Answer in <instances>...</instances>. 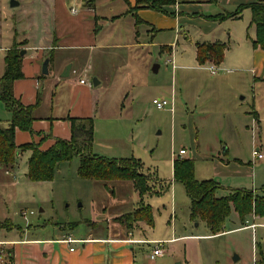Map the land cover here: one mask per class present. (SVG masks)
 <instances>
[{
    "label": "rangeland",
    "instance_id": "1",
    "mask_svg": "<svg viewBox=\"0 0 264 264\" xmlns=\"http://www.w3.org/2000/svg\"><path fill=\"white\" fill-rule=\"evenodd\" d=\"M11 1L0 0V47L12 43L13 28H16V23L19 28L20 16L27 19L38 10L34 0H21V5L15 7L11 6ZM118 9L119 6L115 8L116 11ZM190 15L194 20L195 17H203L201 13ZM206 19L208 23L197 20L180 23L179 18H175L176 26L165 27L167 29L158 32L143 25V55L131 54L129 49H118L117 54L113 55L114 50H107L109 61L105 57L106 74L102 75V83L94 86L95 75L91 72L85 75L86 86H90L94 93L96 91L99 100L91 115L95 124L92 152L107 158H140L143 172L151 176L155 188L160 189L157 179L166 182L161 196H143V203L154 207L156 228L148 229L152 235L168 236L170 222L173 223L170 184L173 178V151L178 154L182 148L187 150L182 158L195 160L198 179L214 178L219 181V196L228 195L234 188L241 187L262 193L264 186V158L253 155L256 149L264 155V119L257 125L253 124V115L250 113L253 111V93L257 91L260 95V92H264V84H255V78L246 73L241 80L243 92L236 97V108L241 106L238 110L242 111L237 112V115H226L221 109L225 91H218L215 98L205 96L211 91L209 83L213 75L209 70L210 64L207 65L209 68H198L193 49L187 47L185 61L180 57L175 58L178 69L174 72L173 64L167 62L171 56L160 53L162 43H176L180 38V44H183L186 35H190L193 40L201 39L199 27L216 25L218 27L214 33L221 35L225 41L230 39V21ZM152 22L154 26L161 27L158 18H153ZM211 35L210 39L213 38ZM35 55L36 51L31 50L27 57ZM3 57L4 51L0 50V75L4 73L6 65ZM31 61L35 62V58ZM53 62L49 74L41 73L37 77L43 94L42 105L34 111V115L53 116L62 120L78 117L77 113L82 115L84 110L78 109L77 104L85 88L78 82L80 71L77 74L72 72L70 76H61L63 72L53 71ZM155 64L160 65L157 72L153 71ZM79 67L80 64L75 62L74 68L78 70ZM173 89L178 99L174 115L168 108L158 109L153 103L155 98H170ZM10 117L11 112L0 99V127H7ZM228 146L229 149H226ZM18 152L20 154L17 155L14 168L5 169L0 166V224L14 226L13 231L1 227L0 238L6 235L17 237L20 229L40 237L53 236L54 233L62 235L60 231L85 235L88 228H91V221L99 222L105 231L108 226L113 228L116 224L113 215L129 213L142 205L131 181H102L81 177L78 171L79 155L61 162L54 179L31 181L27 177L31 154L29 151ZM7 170L10 172L7 173ZM177 184L180 188L176 197L177 220L179 225L181 223L180 231H183V222L189 219L191 201L184 184ZM24 212H27L26 216ZM175 218L174 212V222ZM256 222L264 223V219ZM122 226L127 228L126 224ZM241 226L240 219L233 213L227 218L224 230ZM188 231L211 233L202 220L191 222ZM189 245L193 264H197L193 253L196 249L201 252L198 253L200 264H264V225H258L255 229L228 231L201 241L192 240ZM176 246L182 251L185 249L184 241ZM167 248L164 246L165 251ZM254 253L257 263L254 261ZM3 254L0 264H7L8 250ZM236 255L241 259L235 262Z\"/></svg>",
    "mask_w": 264,
    "mask_h": 264
},
{
    "label": "crops",
    "instance_id": "2",
    "mask_svg": "<svg viewBox=\"0 0 264 264\" xmlns=\"http://www.w3.org/2000/svg\"><path fill=\"white\" fill-rule=\"evenodd\" d=\"M259 1L264 0H177L175 4L166 7V12L153 8H140L137 11L130 12V8L135 5L136 0H95L94 3H88L86 0H34V6L38 7V10H35V14L29 15L27 19H22L20 16L19 28L16 22V28H13L12 43L7 47H0V50L4 51L3 58L6 64V56L15 45L19 49H25L26 56L24 55L25 57L22 61L23 77L15 80L13 83V93L24 105L34 104L37 101L38 95H40L41 103L35 110L39 109L42 105L43 93L37 81V77L43 73L41 71L42 62L47 57L50 58V73V65L55 59L53 71L58 70L59 73L63 72L61 76H63L68 64H72L70 75L72 72L77 74L80 71L77 77L78 82L82 87H85L83 95L79 98L77 104L78 109L83 108L84 110L82 115L77 113L78 117H91L92 112L98 106L99 100L97 99L96 91L94 93L90 86H86L87 79H85V75L87 72L95 75L94 79H97L99 84L94 86H99L102 83V75L106 74L104 66L109 61V56H106L107 50H114L113 55L117 54L118 49H129L131 54L143 55V25L150 26L152 31L158 32L167 29L165 27L173 28L176 26L175 18H179L180 23L183 21L193 22L195 20L208 23L206 21L208 20L206 18H209L208 16L233 12L242 4ZM18 2L15 6L21 5V0ZM75 4H77V7ZM118 6L119 9L116 11L115 8ZM207 7H210V9L206 10ZM191 13H201L203 17H195L196 19L194 20L192 19L194 17L190 15ZM252 17V10L246 8L243 10L240 18L216 20L219 22L230 21L228 27L230 39L228 41L223 40L221 35L214 33L218 26L213 25L212 27H199L202 34L201 39L193 40L190 35H186L183 44H180L179 38L176 43L174 41L171 44L162 43L160 47V53H168L171 56L167 62L173 64L174 72L178 69L175 58L180 57L181 60L185 61L184 55L187 47L193 49L194 59L198 68L204 69L208 67V64L211 67L217 68L216 72L213 73L211 67H208L213 76L209 83L211 91L205 96L215 98L218 91H225V98L221 109L225 111L226 115H237V112L240 111L241 113L242 111L238 110L241 106L236 108L238 104L236 97L240 92H243L241 80L246 73L251 74L255 78V84H264V49L253 46V40L256 38V26L251 24ZM153 18H158V21L161 22L160 28L153 25ZM180 29L182 28L180 27ZM179 34L181 35V30ZM211 34L213 35L212 39L209 37ZM226 35L224 34V36ZM215 42H222L226 45L223 62L220 65L215 64L213 61L200 64L197 56L198 44ZM31 50L36 51L37 55L29 58L27 54ZM105 57L108 58L107 62ZM34 58L35 62L31 61ZM75 62H78L81 66L78 70L74 68ZM5 70L3 71L4 73ZM81 79H85L86 83H81ZM170 98L167 99L174 101V109L171 107H168V109L174 115L178 102L175 89H173ZM252 99L253 111L250 113L253 115V124L256 123L257 125L264 119V116H262V113L264 115V92H260L259 95L255 91ZM34 117L36 120L33 122L32 132L17 129L15 138L17 145L28 142H39L42 138H45L41 148L47 149L54 143L56 138H70L71 117L65 120L56 119L53 116L40 117L34 115ZM10 120L11 117L7 121V127L10 124ZM226 149H229V146ZM29 152L31 154V151ZM186 154L187 150L182 156L178 154L177 156H173V178L170 180L173 223L170 222L171 228L168 236L148 233V229L156 228L155 215L154 224L149 225L143 220H138L134 223L126 219L121 220L120 217L128 213H118L119 215H113L116 222L113 228L108 226L107 230L104 231L99 222L91 221V228H88L89 230L85 235H75L73 231L69 233L60 231L62 235L54 233L53 236L40 237L30 235L25 230L20 229L17 237H8L6 235L0 238V259H2L3 253L7 249L8 252L12 251L13 260L10 264H175L176 261H179L177 264H193L189 242L192 240L201 241L206 237L216 235L188 231V225L190 226V223L195 221L191 218L190 214L191 203L189 207L190 222L189 219L185 220L182 225L185 229L180 231L181 223L179 225L177 220L178 206L176 201L178 189H180L177 183L180 181L174 178V161L175 158L183 157ZM228 166L229 164L226 167ZM8 172L10 171L7 170ZM156 183L160 186V189L154 187L157 191L162 190L163 186L166 185L165 181L163 182L159 179H157ZM132 185L134 187L133 182ZM136 192L138 193V197L141 198L140 204H144L143 196L137 190ZM147 195L161 196L158 194H146L144 197ZM137 208L138 206L129 213L134 212ZM152 208L154 214V207L152 206ZM174 212L176 215L175 222ZM233 213L240 219L236 211H233ZM259 219H264V217L251 215L248 217L246 225L243 226L242 224L241 227L225 230L223 233L250 228L255 229L258 225H264V223L256 222ZM122 224H126L127 228L125 229V226H122ZM7 229L13 231L14 226ZM67 237L77 239L79 242L66 243L63 240ZM181 241H184L185 244L184 251L176 246ZM160 242H163V254L157 256L155 259H151L152 246L154 249ZM167 245H169L168 248ZM146 246L148 247L147 249H145ZM164 246L167 248V251H165ZM168 252L170 254H167ZM193 253L196 255V263L200 264V250L197 251L196 249ZM240 259L241 257L238 260ZM238 260H235V262ZM254 261L257 263L255 253Z\"/></svg>",
    "mask_w": 264,
    "mask_h": 264
},
{
    "label": "trees",
    "instance_id": "3",
    "mask_svg": "<svg viewBox=\"0 0 264 264\" xmlns=\"http://www.w3.org/2000/svg\"><path fill=\"white\" fill-rule=\"evenodd\" d=\"M94 3L95 0H86ZM177 0H136L130 12L140 8H153L166 12V7ZM250 8L253 13L251 24L256 26V38L253 40L255 48L264 49V1L242 4L235 11L216 16H208L213 20L240 18L244 9ZM226 45L222 42L200 43L197 56L200 64L213 61L220 65L225 56ZM21 49L15 47L6 56V70L0 77V99L12 114L10 124L6 128L0 127V166L5 169L14 168L17 164L18 151H31L28 160L27 177L31 181H50L54 179L59 164L72 160L75 155L80 156L79 174L83 178L109 181L131 180L141 196L146 194H162V190H155L150 175L142 171L139 158H107L92 152L95 136V125L92 117H71L70 138H56L47 149L39 142H28L21 145L16 143L17 129L33 131L36 118L34 110L41 103V96L31 105H24L13 93V83L23 77ZM174 178L184 184L191 199L190 214L193 220L205 221L212 235H218L225 230L227 218L236 211L241 223L246 225L249 216L264 217V186L262 193L248 188H234L228 195L218 196L220 184L214 179L199 180L195 174V160L177 157L174 161ZM121 220L135 222L143 220L149 225L154 224V214L151 205H140L134 212L128 213ZM11 228L12 225L0 224V228ZM9 261L13 260L12 251L8 252Z\"/></svg>",
    "mask_w": 264,
    "mask_h": 264
},
{
    "label": "built area",
    "instance_id": "4",
    "mask_svg": "<svg viewBox=\"0 0 264 264\" xmlns=\"http://www.w3.org/2000/svg\"><path fill=\"white\" fill-rule=\"evenodd\" d=\"M211 70L213 73L216 72V68L214 66L211 67ZM81 83H86V80L85 79H81L80 80ZM153 103L156 105V107L158 109H166L168 107H171L172 109H174V101L173 100H169L167 98H155L153 100ZM186 153V150L185 149H181L178 153L179 156H182L183 154ZM253 155L255 157H258L260 159L264 158V155L262 153L259 152V149H256L253 151ZM173 156H177L176 152L173 153ZM33 213V212H31ZM25 216L27 215V212H24L23 213ZM64 242L66 243H76V242H79V240L77 239H74L72 237H67L63 240ZM163 246V242H160L158 243L157 246L154 247L152 253H151V259H155L157 256H160L163 254L164 250L162 248ZM73 250V249H71Z\"/></svg>",
    "mask_w": 264,
    "mask_h": 264
},
{
    "label": "water",
    "instance_id": "5",
    "mask_svg": "<svg viewBox=\"0 0 264 264\" xmlns=\"http://www.w3.org/2000/svg\"><path fill=\"white\" fill-rule=\"evenodd\" d=\"M18 3H19V2H18L17 0H12V1H11V5H12V6L17 5ZM25 53H26L25 50H23V51L21 52V55L23 56ZM49 62H50V58H47V59L45 60L44 64H43V69H42L43 74H46V75L49 74ZM71 67H72V64H69V65L66 67L63 76H69V75H70ZM158 69H159V65H158V64H155V65L153 66V71H154V72H157ZM93 83H94V85H98V84H99V81H98L97 79H94V80H93ZM234 259H235V260H238V259H239V256L236 255Z\"/></svg>",
    "mask_w": 264,
    "mask_h": 264
}]
</instances>
